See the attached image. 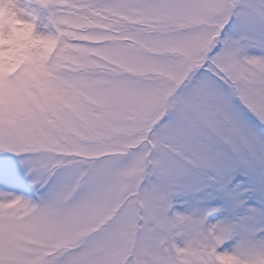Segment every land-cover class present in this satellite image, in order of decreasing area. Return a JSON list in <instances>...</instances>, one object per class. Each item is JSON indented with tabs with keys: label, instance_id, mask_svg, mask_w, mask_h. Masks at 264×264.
Masks as SVG:
<instances>
[{
	"label": "snow or ice",
	"instance_id": "1",
	"mask_svg": "<svg viewBox=\"0 0 264 264\" xmlns=\"http://www.w3.org/2000/svg\"><path fill=\"white\" fill-rule=\"evenodd\" d=\"M0 264H264V0H0Z\"/></svg>",
	"mask_w": 264,
	"mask_h": 264
}]
</instances>
